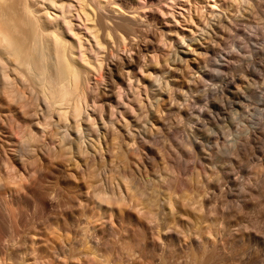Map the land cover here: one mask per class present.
Masks as SVG:
<instances>
[{
    "label": "rangeland",
    "instance_id": "374dc122",
    "mask_svg": "<svg viewBox=\"0 0 264 264\" xmlns=\"http://www.w3.org/2000/svg\"><path fill=\"white\" fill-rule=\"evenodd\" d=\"M77 1L59 0L63 9L73 14L74 31L86 41L87 37L91 38L86 29L90 22L84 15L77 17ZM100 1L107 11L136 16L142 21L133 25V32L125 34L117 46L112 44V39L104 44V53L100 52L104 54V82H91L93 90L106 93V102L115 101L120 95L123 97L130 86L128 94L134 96H131L130 107L124 111V119L111 117L108 108L105 124L98 121L91 128L90 137L85 132L86 140L101 136V151L93 153L88 148L90 153L69 152L51 127L37 144L35 154L23 160L17 156L20 128L17 130L18 127L8 120L1 122L0 164L4 177L21 189L35 218L42 216L39 209L34 211V205L40 199L63 205L69 202V193L79 191L81 200L92 203L97 192H106L112 203L120 205L115 214L127 217L122 221L124 226L141 222L156 246L176 252L169 264H199L206 251L205 245L218 244L220 238L226 236L224 231L229 230L246 243L241 251L240 248L236 250L241 252L235 257L238 260L229 263L264 264V69L259 67L263 65L264 68V0ZM219 18L230 19L231 24L227 26L230 27L224 28L227 30L219 34V39H204L212 23ZM198 42H212L218 53V56L211 54L213 59L203 63L205 70L214 69L212 63L216 61L220 63L214 59L233 61L234 67L231 65L224 72L226 77L220 79L224 78V83L227 77L228 80L235 79L239 87L232 81L230 89L244 88L245 98L241 97L242 100L235 95V99V96L217 90L216 94L209 95V100L220 108L212 107L210 119H201V124L196 121L192 104L184 103L180 107L182 110H178L175 102L176 106L166 114L156 113L157 93L166 79L180 85L187 78V70L183 69L173 80L170 74L174 66L197 62L191 55L187 62L177 63L178 56H184L182 50L187 52ZM83 43L89 51V43ZM89 52L95 55L94 51ZM212 71L218 75L216 70ZM89 73L92 77L96 75L93 71ZM216 78L215 85L224 84ZM208 81L212 83V80ZM202 92L195 91L189 98L197 95L201 98ZM164 108L167 110L169 105ZM219 119L225 120L224 123ZM231 119L236 121L232 127ZM220 123L227 126H219ZM222 127L226 131L224 135ZM38 167L44 172L43 177L35 171ZM36 185L39 192L28 195L27 189ZM125 210L131 217L124 214ZM71 213L69 210L67 215L74 214ZM107 215V212L103 213V217L107 218ZM63 216H60L61 223L68 229L69 224ZM94 223L98 227L104 226L99 219ZM75 224L65 237L70 247L75 236L86 239L91 232L86 222ZM137 239L133 233L127 242L122 235L111 232L104 244L113 249H99L100 263L120 264V252L131 243L135 248ZM54 241L64 244L59 238ZM181 245L186 246V256L177 254ZM55 257V264H66L67 261L60 260L68 259L69 254L63 251ZM86 260L85 264H100L91 255L86 256ZM208 264L215 262L211 260Z\"/></svg>",
    "mask_w": 264,
    "mask_h": 264
},
{
    "label": "bare ground",
    "instance_id": "6f19581e",
    "mask_svg": "<svg viewBox=\"0 0 264 264\" xmlns=\"http://www.w3.org/2000/svg\"><path fill=\"white\" fill-rule=\"evenodd\" d=\"M89 1L92 0H78L79 4L75 5L77 17L81 18L84 15L90 22L86 25V29L92 39L87 37L85 41L72 27V12L64 10L59 0H0V124L8 120L12 126L18 127L17 130L20 128L21 133L18 131L19 135L17 134V137L21 135V138L17 139L19 140L17 156L21 160L35 154L37 144L51 127L53 133L59 137V142L69 152L73 150L78 153H90V149L93 153L101 151V136L97 135L96 138L86 140L85 132L87 131L90 137L93 130L91 128L98 121L105 124L104 118L108 108L111 117L124 119V111L130 107L131 96H134L128 94L130 86L124 91L123 97L120 95L117 100L110 99L106 102L104 100L106 93L93 90L91 82L92 80L95 84L104 82V54L100 53H104V44L112 39V44L117 46L120 40L124 39L125 34L133 32V25L142 21L136 16H122V13L107 11L100 0ZM111 17L114 20H109ZM230 24V19L219 18L217 22L212 23L210 31L203 38L217 39L223 30H227L224 28L230 27H227ZM92 40L94 42L90 43ZM83 42L89 43L91 48L89 51H94L95 55L88 51ZM182 52L184 56H178L177 63L187 62L191 55H194L193 59L197 62L184 64L185 66L183 64L174 66L170 74L173 80L181 75L183 69L187 70V78L180 85L170 83V78L166 79L164 86L160 87L157 93L156 113L166 114L176 106V103L178 110H182L180 107L184 103L192 104L196 121L201 124L200 122L203 121L201 119L205 121L210 119L211 108L218 106L209 100V95L216 94L220 89L219 91L224 92V95L228 93L239 98L243 97L244 88L230 89L232 81L235 82L232 76L230 77L232 80H228L227 77L226 83L223 81L224 78L220 79L226 77L224 72L231 67L233 61L231 63L225 59H214L219 60L220 63L216 61V64L212 63L215 66L214 69L205 70L203 63L213 59L210 57L211 54H218L212 42L206 44L198 42L196 47L194 45L187 52L183 50ZM259 67L264 69L263 65ZM212 70H216L218 75ZM90 71L95 72L96 75L90 76ZM216 77L224 83L219 85L220 87L214 84ZM235 78L240 77L235 76ZM208 80H212V83ZM198 90L204 91L203 95L200 94L201 98L197 97L198 95L189 98ZM236 96L235 99H237ZM205 100L206 102L202 104ZM165 105H169L167 110L164 108ZM219 120L223 121V119ZM234 120L230 121V127L236 122ZM223 125L227 126V124ZM224 131H222L223 135L226 132ZM2 132L0 126V136ZM211 132L213 135L214 132ZM208 136L210 138V135ZM215 138L218 140V137ZM194 142L197 144L198 141ZM35 171L40 177L44 176L41 168L38 167ZM214 187L217 190L218 187ZM38 192L37 185L27 189L28 195L33 196ZM95 197L94 202L89 203L79 198V191L71 192L69 202L63 205L60 203L55 205L40 199L38 203H35L34 211L39 209L42 216L35 218L29 211L27 198L20 188L4 177L0 164V264H55L57 258H54V255L60 256L63 251L68 252L69 257L60 261H67L66 264H85L88 255L99 261L101 247L113 249V246L104 244V239L111 232L122 235L127 242L133 233L138 237L135 248H133L134 243H131L120 252V264H169V260L176 253L173 249L162 250L160 246H156L151 240L149 231L141 222L135 221L133 225L124 226L122 221H125L127 217L115 214V211L120 209V205L112 203L106 192H97ZM103 202H106V205ZM223 203H225L224 198ZM69 210L71 214H74L68 216ZM104 212H107V218L103 217ZM124 214L131 217L128 210H125ZM61 215H64L62 219L69 224L70 228L66 229L62 225ZM77 215L82 219L80 220ZM95 219H99L104 226L98 227L94 223ZM77 221L86 222L91 232L86 239L75 236L70 247L65 237L70 234ZM225 233L226 236L223 235L218 244L205 245L206 251L200 262L198 261L199 264H208L211 260L215 264H231L236 255H240L241 252L238 251L239 254H236L238 253L236 250L240 248L241 251V247L246 246L242 237L237 238L231 230L224 231L223 234ZM54 238L62 239L64 244L55 242ZM160 250L162 251L159 252ZM177 254L186 256V246L181 245Z\"/></svg>",
    "mask_w": 264,
    "mask_h": 264
}]
</instances>
